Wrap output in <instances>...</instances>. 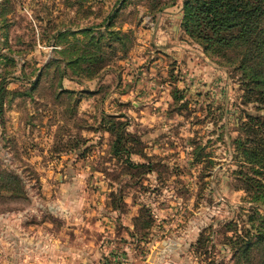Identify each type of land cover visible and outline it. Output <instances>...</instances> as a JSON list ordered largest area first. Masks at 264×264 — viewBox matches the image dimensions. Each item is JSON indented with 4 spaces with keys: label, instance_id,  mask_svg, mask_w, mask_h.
<instances>
[{
    "label": "rangeland",
    "instance_id": "rangeland-1",
    "mask_svg": "<svg viewBox=\"0 0 264 264\" xmlns=\"http://www.w3.org/2000/svg\"><path fill=\"white\" fill-rule=\"evenodd\" d=\"M179 1L0 0V264H44L55 198L70 189L100 221L95 264H134L166 238L179 245L157 255L164 263L234 264L233 236L264 211L246 189L264 184V163L254 174L236 139L250 114L264 144V103L189 39ZM106 18L123 39L88 37ZM85 46L103 59L64 75L65 58ZM114 118L137 140L130 161L144 166L113 153ZM71 177L77 185L58 188ZM131 204L125 237L114 210Z\"/></svg>",
    "mask_w": 264,
    "mask_h": 264
},
{
    "label": "trees",
    "instance_id": "trees-1",
    "mask_svg": "<svg viewBox=\"0 0 264 264\" xmlns=\"http://www.w3.org/2000/svg\"><path fill=\"white\" fill-rule=\"evenodd\" d=\"M109 21L108 18L104 20V29L100 32H96L97 29L93 27L85 28L88 37L93 40L109 35L123 39L125 34L113 28ZM181 26L189 39L208 56L240 73L248 97L257 103H264V0H183ZM99 51L100 47L92 50L87 46L80 52L72 51L65 58L64 75L68 76V71L74 75L76 70L73 66L79 67L76 65H80V62L102 60L105 52ZM86 71L91 72L89 68ZM254 118V115H246V121L243 120L241 126L246 133L236 139V145L245 165L257 174L264 163V144L261 145L256 138L257 123L251 125L250 121H254ZM109 122H112L108 124V131L113 134V153H124L131 166H144V163L134 164L130 161L132 143L137 140L125 130L126 123L116 118ZM246 189L251 202L264 206L262 182L247 183ZM246 225L244 232L235 233L232 239L234 264H264V211L249 214Z\"/></svg>",
    "mask_w": 264,
    "mask_h": 264
},
{
    "label": "crops",
    "instance_id": "crops-1",
    "mask_svg": "<svg viewBox=\"0 0 264 264\" xmlns=\"http://www.w3.org/2000/svg\"><path fill=\"white\" fill-rule=\"evenodd\" d=\"M179 3H181V0ZM177 6L178 4L176 3L166 10L173 11ZM77 181L76 178L74 179L72 177L66 180L59 179L57 185L59 189H62L67 185L69 186V184L77 185ZM70 191L66 192L65 197L61 196L62 193H58L57 198H55L54 217L49 222V225L52 226H50L51 230L47 231V236L51 237L54 244L48 254L41 259V261H44V264H95L99 256L97 247L99 242L96 243V241L97 235L100 234V221L97 220V217L93 216V211L91 213L87 211L84 212L82 209L85 207L84 204L86 200H76L75 196H77L78 193L71 195L69 194ZM63 198L66 201H63ZM119 209L120 208H115L114 212L119 220L122 221L121 225L125 229L126 235H121L128 237L129 232L134 229L132 220L138 215V207H136L135 204H131L126 210V213H123ZM159 216L160 214L158 213L157 217ZM30 226L31 225L25 226L24 229H35L37 224ZM157 227L158 226L151 227L150 232L153 234L156 231L159 233L163 231V229L159 231ZM34 232L36 231H31L30 233ZM126 239L128 240L126 244H123L124 247L127 251H133V241L136 238L129 237ZM157 255L159 254L157 253ZM157 255L151 252L142 259L135 258L134 264H167V262L164 263Z\"/></svg>",
    "mask_w": 264,
    "mask_h": 264
},
{
    "label": "built area",
    "instance_id": "built-area-1",
    "mask_svg": "<svg viewBox=\"0 0 264 264\" xmlns=\"http://www.w3.org/2000/svg\"><path fill=\"white\" fill-rule=\"evenodd\" d=\"M177 245H179V241L171 238H166L165 244H157V253L159 255L164 254L167 248L176 247Z\"/></svg>",
    "mask_w": 264,
    "mask_h": 264
}]
</instances>
